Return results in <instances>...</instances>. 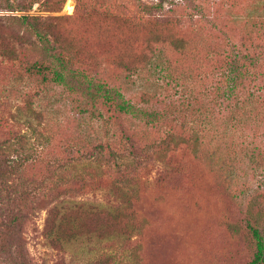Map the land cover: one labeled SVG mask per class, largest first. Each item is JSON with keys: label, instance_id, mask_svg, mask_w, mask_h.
Masks as SVG:
<instances>
[{"label": "rangeland", "instance_id": "obj_1", "mask_svg": "<svg viewBox=\"0 0 264 264\" xmlns=\"http://www.w3.org/2000/svg\"><path fill=\"white\" fill-rule=\"evenodd\" d=\"M158 4L159 10L143 6ZM58 7V12L50 13L35 3L23 13L70 17L65 22L74 45L90 53L97 70L110 84L119 85L125 98L161 119L145 129L135 126L138 120L129 116L119 118L112 128L114 137L109 138L115 144L113 150H119L112 160L107 157L110 151L100 158L90 148L96 143L94 131L104 136L99 121L86 114L82 123L77 109L63 100L52 103L46 91L40 98L17 97L20 90L31 93L39 88L27 81L10 82L11 68L0 65V143L4 144L0 147L6 146L0 155V213L23 216L16 239L0 240V264H80V259L97 261L121 248L120 242L111 239L101 241L91 252L80 246L82 253L70 249L62 255L48 247L41 234L48 209L61 199L98 203L103 206L100 212L104 211L105 200H113L116 167L130 189L124 213L127 222L107 226L104 215L89 222L96 228L108 227L102 228L106 232L129 230L119 264H248L251 244L243 219L246 210L262 213L264 233V197L236 199L228 179L238 172L250 183L247 192L264 190V161L251 165L242 147L249 152V144L255 141V147L261 148L264 127L253 132L248 114L243 116L240 110L229 114L222 98L211 121L201 126L198 119L208 116L212 107L208 92L217 86L222 71L217 69L227 67L223 58L228 46L248 36L252 37L249 42H264V30L231 21L264 10V0H63ZM23 13L0 9V15ZM118 53L127 66L144 67L123 85L118 83L124 74L116 64ZM102 113L104 117L112 114L110 109ZM167 132L183 143L159 162L152 152ZM194 138L199 145L192 150ZM17 154L28 158L19 173L2 167L4 157ZM96 157L101 161L97 163ZM219 165L230 170L228 178ZM53 175L62 180L57 188H52Z\"/></svg>", "mask_w": 264, "mask_h": 264}, {"label": "trees", "instance_id": "obj_2", "mask_svg": "<svg viewBox=\"0 0 264 264\" xmlns=\"http://www.w3.org/2000/svg\"><path fill=\"white\" fill-rule=\"evenodd\" d=\"M62 1L0 0V9L9 13H23L29 11L32 5L37 3L43 5L46 12L51 13L59 11L58 6ZM143 6L150 10H159L161 8L159 4ZM248 14H246L248 17L243 20L232 19L233 25L243 23L244 26L256 27L257 30L263 31L264 10L261 9L259 12H254V14L252 12ZM69 18L60 16L38 17L24 13L18 16L13 14L0 15V65L11 68L12 76L9 79L10 82L17 84L27 81L39 88V90L35 89L31 93L20 90L18 93L16 92L17 97L23 99H29L30 97L40 98L39 96L43 97V93L46 91L47 96L50 94L49 96L53 100L52 103L63 100L77 109L82 114L80 118L82 123L86 114V118L91 117L99 121L98 129L103 132L104 136L99 137L97 136L99 133L97 134L94 131L93 138H96V143L90 148L96 151L100 158H103L105 151L108 153L110 151V156L107 155V157L109 159L112 156V160L114 153L116 152L117 154L119 148L113 150L115 144L109 141V138L114 137V125L119 118L129 116L131 119L138 120L135 126L145 127L146 129V127H153L159 124L161 116L153 111L149 112L137 107L131 98L123 96L119 85L110 84V81L102 76V73L95 67L94 59L92 60L90 53L83 50L82 47L79 48L74 45L73 36H71L65 22ZM249 32H251L250 29ZM114 37H116V34ZM249 39H252V37L248 36L240 39L238 43L232 42L229 46L226 44L229 47V51L224 54L223 59H226L227 67L225 70L221 67L217 69L219 72L221 69L222 71L219 74L220 77L216 79L215 83L217 86L214 91L212 93L208 92L212 103V107L208 112L209 119L208 116H199L198 120L201 126L214 118L216 102L222 98L226 102L229 112H231L229 114H233L236 110H240L243 116L248 114V118L252 122L253 132L258 131L260 127H264V68L262 69L264 67V42L259 45V43L249 42ZM212 53L216 54L217 49L215 48ZM115 60L118 67L122 69V73H124L123 76L120 74L118 78L120 85L126 84V81H131V75H135L136 78L144 69L143 65L136 69H133L130 65L127 66V62L122 60L119 53L115 56ZM261 64H263L261 71H257L258 66ZM158 71H162V68H159ZM146 73L148 72L146 71ZM11 90H8L7 93L13 94ZM26 104L27 108L31 107L28 101ZM37 108L39 109V107ZM102 109L106 111L110 109L112 114L104 117ZM53 110L52 108V112L55 113ZM30 113L37 116L35 110H31ZM141 120L143 121L139 122ZM36 126L38 127L39 123ZM109 133L111 135L107 136ZM173 136L170 132L165 133L160 142L154 146L152 153L159 162L163 161L168 153L175 152L177 147L183 143L180 138L175 139ZM261 138L262 147L259 149L255 147V141L249 144L251 145L249 152L245 145L242 146L244 147V158L246 157L247 161L254 166L262 164L264 161V131L261 134ZM198 143L199 140L197 141L194 138L191 144L193 146L192 150L198 147ZM1 145L4 144L0 143ZM0 148V155L2 156L6 151V146ZM84 151L82 150V152ZM119 157L121 158V156ZM100 158L96 157L95 161L97 163L100 162ZM145 158L150 159L146 155ZM27 159L22 154H17L14 157H4L1 165L2 167H8V171L10 169V171L19 173ZM72 161L76 160L73 159ZM61 166L63 165L58 166V168ZM219 166L221 168L220 172L223 173V176L226 174V178H228L229 174H231L230 170L225 168L226 166L224 165ZM113 167H116V165ZM118 170L116 167L115 172L118 178L114 179L112 183L113 192L111 193L113 200H105L107 207L104 208V211L100 212L103 206L98 203H73L64 199H61L48 209L41 231L48 247L61 252L62 255L66 252L68 253L70 249H74V252L82 253V248L84 247H87V252H91L95 250V247L101 241L112 239L120 242L121 248L114 249L109 254L104 253L97 258V261H92V258H83L79 262L80 264L120 263L119 258L123 256L121 252L122 246L128 241L129 230L125 228L121 231L112 230L106 232L107 229L102 230V228L108 227L100 226V228H96L89 222V219L92 220L93 217L97 219L101 215H104L107 226L113 223L127 222L124 213L126 210L125 206L130 199L128 195L130 189L127 187V179ZM262 177L264 178V171ZM53 180L54 186L52 188H57V182L62 181L61 177L57 179L54 177ZM62 185L65 184L63 183ZM249 186L250 183L238 172L235 177L230 176L228 179V187L233 191L232 196L236 199L240 200L249 197V200H251L256 195H263L264 197V190L259 187L253 190L252 193L247 192ZM67 190L65 188L63 191L66 192ZM10 213L8 211L0 213V234H2L0 240L4 243H10L13 239H16V232L23 219V216L17 213ZM246 213L243 219L244 231L247 232V238L251 244V258L248 264H264V233L260 226L262 213L254 212L249 214L247 210ZM226 227L231 232H234L233 227L229 225H226ZM76 246H78L77 250ZM4 252L7 253V251ZM24 262L26 261L24 260Z\"/></svg>", "mask_w": 264, "mask_h": 264}]
</instances>
